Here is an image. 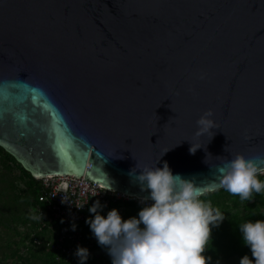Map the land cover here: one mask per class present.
Wrapping results in <instances>:
<instances>
[{
	"label": "water",
	"instance_id": "obj_1",
	"mask_svg": "<svg viewBox=\"0 0 264 264\" xmlns=\"http://www.w3.org/2000/svg\"><path fill=\"white\" fill-rule=\"evenodd\" d=\"M0 147L132 197L136 165L264 156V0H0Z\"/></svg>",
	"mask_w": 264,
	"mask_h": 264
},
{
	"label": "clouds",
	"instance_id": "obj_2",
	"mask_svg": "<svg viewBox=\"0 0 264 264\" xmlns=\"http://www.w3.org/2000/svg\"><path fill=\"white\" fill-rule=\"evenodd\" d=\"M212 117V109H207L197 118L198 134L217 128ZM199 147L191 143L189 151L195 153ZM221 157L224 159L215 169L216 179L207 185L174 172L167 160L160 166V158L152 166L136 165L131 173L135 174L141 190L147 192L139 197L143 206L136 215L125 218L116 207L105 215L99 210L106 202L96 199L90 204L88 211L94 215L86 217V223L98 244L106 248L112 264H210L213 258L206 250L213 245L212 230L224 221L226 214L201 197L219 187L239 194L242 200L253 199V192H264V180L259 178L264 174V156L246 158L237 153L231 158ZM62 202L68 200L62 197ZM85 204L76 207L82 208ZM33 219L44 220L41 209ZM76 227L75 223L71 224L72 230ZM238 227L242 242L255 258L245 253L240 257V264H264V219L247 220ZM75 255L84 264L90 250L77 244Z\"/></svg>",
	"mask_w": 264,
	"mask_h": 264
},
{
	"label": "built area",
	"instance_id": "obj_3",
	"mask_svg": "<svg viewBox=\"0 0 264 264\" xmlns=\"http://www.w3.org/2000/svg\"><path fill=\"white\" fill-rule=\"evenodd\" d=\"M36 180L38 182L34 187L36 201L30 208L34 226L26 245L52 254L56 262L74 259L77 257L75 255L77 244L85 246L87 241L79 230V224L84 222L89 205L96 199L102 203L106 202L104 208L127 202L143 206L139 197L109 190L100 184L84 180L83 177L48 175ZM95 193L97 195H94ZM62 197L68 202H62ZM82 203H86L82 208L76 207ZM40 209L44 213V220L33 219ZM72 223L77 225L75 230L71 228Z\"/></svg>",
	"mask_w": 264,
	"mask_h": 264
},
{
	"label": "trees",
	"instance_id": "obj_4",
	"mask_svg": "<svg viewBox=\"0 0 264 264\" xmlns=\"http://www.w3.org/2000/svg\"><path fill=\"white\" fill-rule=\"evenodd\" d=\"M0 158L4 169V172L2 173L3 177H1L0 180H5L7 184L4 188H2V193L11 194V203L9 206H11L10 209L12 212L16 211V206H23V208L33 207L36 201L34 187L38 185L37 180H35L29 172L24 170L20 164H18L15 159L1 147ZM9 165H12L18 171L17 176L13 174ZM259 178L264 180V176L262 175H260ZM16 181L18 183L20 182L23 187L19 188L15 185ZM201 198L205 201H211L214 207H219L220 210L226 214L224 221L218 227L213 228V245L211 246L212 248L206 250L207 254L212 256V261L220 257L228 258L233 255L242 256L245 253H248L251 257L249 247L242 242L238 226L247 220L264 219V192H253V199L242 200L239 194H234L226 188H220L218 190L205 193ZM5 207L7 206L5 205ZM112 207H123L126 215L131 216L137 214L139 208L142 206L127 202L124 204H114L110 207L100 209L99 211L103 212L111 209ZM93 215L94 213L87 210L86 217ZM86 217L84 222L79 224V230L82 233L84 240H87L89 236L93 235L89 224L86 223ZM11 221L16 224L20 223V217L14 215L12 216ZM25 221H27V224L29 225V231L24 234V238L22 240L23 243L29 240V234L34 226V221L31 217H28ZM92 247L105 249V247H102L97 241L92 242ZM37 251L44 255L43 260L47 264H68V261L56 262L53 255L45 252L43 249L37 248ZM32 256L36 257L35 254H32ZM251 258L255 259L254 257Z\"/></svg>",
	"mask_w": 264,
	"mask_h": 264
},
{
	"label": "rangeland",
	"instance_id": "obj_5",
	"mask_svg": "<svg viewBox=\"0 0 264 264\" xmlns=\"http://www.w3.org/2000/svg\"><path fill=\"white\" fill-rule=\"evenodd\" d=\"M12 172L17 176L18 171L9 165ZM4 169L2 167L0 158V178L3 177L2 173ZM5 180H0V264H47L44 262V255L37 251L36 247L26 245L25 241L23 243V236L29 231L27 220L31 216L30 207L16 206V211L12 212L10 209L11 200L10 193H2V188L6 186ZM19 188H22V184L15 182ZM5 205L7 207H5ZM9 206V207H8ZM125 218L128 217L123 207L118 208ZM107 211H103L102 214H107ZM19 216L20 223H13L11 221L12 216ZM136 215V214H134ZM132 216V215H131ZM85 246L90 250V256L84 264H112L111 257L106 251V248H93L92 242H96L94 235L89 236L86 240ZM28 246V247H27ZM35 254V256H32ZM240 255H233L228 258L220 257L219 264H240ZM217 259L210 262V264H216ZM71 260V261H70ZM68 264H80L79 258L70 259Z\"/></svg>",
	"mask_w": 264,
	"mask_h": 264
}]
</instances>
